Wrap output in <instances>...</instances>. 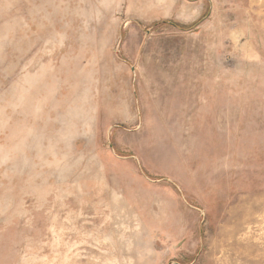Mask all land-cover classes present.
I'll return each mask as SVG.
<instances>
[{"label": "rangeland", "instance_id": "374dc122", "mask_svg": "<svg viewBox=\"0 0 264 264\" xmlns=\"http://www.w3.org/2000/svg\"><path fill=\"white\" fill-rule=\"evenodd\" d=\"M0 264H264V0H0Z\"/></svg>", "mask_w": 264, "mask_h": 264}]
</instances>
